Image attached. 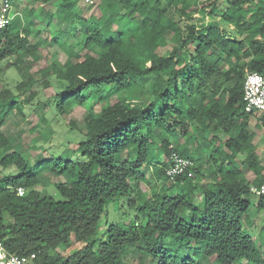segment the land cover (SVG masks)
Masks as SVG:
<instances>
[{"label":"trees","instance_id":"trees-1","mask_svg":"<svg viewBox=\"0 0 264 264\" xmlns=\"http://www.w3.org/2000/svg\"><path fill=\"white\" fill-rule=\"evenodd\" d=\"M80 1L85 2L59 0L56 6L57 19L71 24V32L81 25L83 36L60 42L65 59L57 63L53 54L49 68L60 87L54 95L59 115L73 105L86 109L79 125L83 139L75 159L47 155L31 163L0 130L3 248L26 264H128L129 247L139 249L146 264H197L199 257L212 256L215 264H264V239L253 240L246 224L253 193L243 171L260 175L263 168L252 142L256 133L248 130L255 114L245 112L242 101L246 74H264V0H226L232 11L221 18L230 32L197 26L192 18L180 25L166 14L173 7L204 20L219 11L220 0H97V11L87 18L77 8ZM47 16L51 20L52 12ZM12 20L0 29V61L23 53L36 59L41 41L31 42L30 21L18 15ZM60 33H52V42ZM167 41L171 49L160 54ZM153 73L164 85L139 105L135 79ZM93 90L102 94L99 112L92 109ZM28 103L29 97L0 88V120L13 110L21 113ZM179 127L200 141L211 135L215 149L209 158L219 162L218 175L198 183L194 169V177L185 172L169 181L166 163L160 176L169 181L167 188L136 199L142 166L172 152L189 158L187 149L174 144ZM259 127L264 128V117ZM219 129L236 134L221 144L215 137ZM39 167L62 177L54 182L61 199L37 189ZM263 181L264 176L255 186ZM121 196L129 197L128 206L137 213L128 222L108 223L99 236L105 208ZM257 196L255 207L262 210L264 194ZM67 248H72L68 254Z\"/></svg>","mask_w":264,"mask_h":264},{"label":"rangeland","instance_id":"rangeland-1","mask_svg":"<svg viewBox=\"0 0 264 264\" xmlns=\"http://www.w3.org/2000/svg\"><path fill=\"white\" fill-rule=\"evenodd\" d=\"M12 5V19L18 15L22 21L28 19L30 21L31 42L35 43L41 41L40 51L37 52V58L32 55L23 53L22 55H13L0 61V88L7 87L15 95L27 96L30 98L28 103L19 113L15 110L7 113L0 120V130L9 137L15 149L28 159L31 163L35 160L43 159L47 155L52 156H65L75 159L77 153L75 148L77 143L83 139V133L79 129V125L86 114V109L80 105H73L66 116L59 115L55 107L54 95L59 92L60 87L49 68L50 59L55 54V61L63 63L65 53L59 47L60 42L64 41L66 44L73 43L81 39L83 36V28L81 25L76 27L74 32H71V24L65 23L57 19L56 6L59 0H6ZM144 0H134L135 4H139ZM150 4H154L156 0H148ZM85 3V2H84ZM78 3V10L84 17H88L97 11V0L93 4ZM220 9L215 12L211 18L202 19L197 13L181 14L173 7L167 9L166 14L172 19L179 22L180 25L185 24L190 18L197 26L204 25L206 27L219 26L225 31L230 32L231 29L223 22L221 16L225 12H231L232 9L226 0H220ZM194 7L191 9L193 10ZM32 9L33 13L28 14V10ZM47 11L52 12V19H46ZM10 20V24L13 20ZM60 31L57 35L58 42H52V33ZM194 43L188 45V49L192 52ZM172 44L167 41L166 45L160 47L158 52L160 54H167L171 49ZM222 67H225L223 65ZM157 74L153 73L144 78L135 79L137 83V103L145 105L151 96V90L159 85H164L156 79ZM136 88V87H135ZM102 95L98 94L95 90L91 92L90 100H92V109L94 112H99L103 101L97 97ZM113 97V95H111ZM133 99V97H132ZM155 111L159 113L162 109V102H156ZM257 119L249 118V129L256 133L255 143L257 144V151L259 163L263 170L260 175H255L249 170H244L243 174L250 181L251 185L260 183L264 176V128L259 127L261 123V116H256ZM259 117V118H258ZM73 125V126H72ZM180 129V127H179ZM178 130V129H177ZM181 131V129H180ZM173 137V136H172ZM179 141L182 137H179ZM195 144H191L192 149L199 151H189V158L194 163V169L197 170L196 179L198 183L209 182L213 175L217 176V171H210L208 175H204V141L197 140ZM199 143V144H198ZM201 144V145H200ZM200 147V148H199ZM199 148V149H198ZM179 150H184L179 148ZM211 152L208 151L209 155ZM217 155L214 153V156ZM159 162H150L142 166L140 169L141 178H139L137 187L135 189L136 199L143 196H150L152 192L162 191V186L167 188L169 181L165 182L160 176L161 166L167 163V159L163 155L158 160ZM236 165H240L239 158L235 161ZM214 167L213 163H209ZM193 169V172H194ZM6 171H14L12 168H7ZM208 172V171H207ZM39 183L37 189L53 196L56 199H61L58 192L54 187V182L61 180V176H55L44 168L37 169ZM205 179V181H204ZM128 198L121 196L115 198L110 202L101 217L99 224L98 235L100 236L105 232L108 223H125L137 213L136 208L128 206ZM258 196L253 194L250 196V206L247 215V227H249V234L253 240L258 242L262 236L264 239V209L257 210L255 204L258 201ZM137 205L140 203L137 200ZM196 202H200L201 198L196 197ZM74 247V246H73ZM264 244H262V248ZM72 248H67L65 253L68 254ZM60 250V249H59ZM191 255V251L188 252ZM125 259L128 264H146L147 257H145L139 249L129 247L127 249ZM197 264H215V258L212 257H199Z\"/></svg>","mask_w":264,"mask_h":264},{"label":"built area","instance_id":"built-area-1","mask_svg":"<svg viewBox=\"0 0 264 264\" xmlns=\"http://www.w3.org/2000/svg\"><path fill=\"white\" fill-rule=\"evenodd\" d=\"M85 3L93 4L94 0H84ZM12 5L6 0H0V29L6 27L13 17ZM242 101L244 111L253 116L264 117V74L249 72L246 74L243 88ZM194 163L188 158L172 152L167 159L165 174L169 181H173L178 175L187 173L189 177H194ZM251 192L255 195L264 194V181L259 186L252 185ZM23 189H18L21 195ZM33 257V255H31ZM0 264H26L23 257L9 254L0 243Z\"/></svg>","mask_w":264,"mask_h":264},{"label":"crops","instance_id":"crops-1","mask_svg":"<svg viewBox=\"0 0 264 264\" xmlns=\"http://www.w3.org/2000/svg\"><path fill=\"white\" fill-rule=\"evenodd\" d=\"M211 18V17H210ZM223 65H225V67H222ZM221 68L222 69H226L227 68V64L224 62V63H222L221 64ZM250 118H254V119H257V117H255V116H250ZM259 118V117H258ZM248 130L249 131H253V130H250L249 129V124H248ZM236 134V130L235 129H232V130H230L229 132H224L223 130H221V129H219L216 133H215V137H216V141H218V143H223V142H225V140H227L230 136H234ZM179 137H182V140L181 141H179L178 139H179ZM255 137H256V135H255ZM255 137H254V139H253V144L255 145V151H257V144L255 143L256 141H255ZM210 138H211V135H209V136H207L206 138H204V175L206 176V175H208V173L210 172V171H217L218 172V169H219V162H214V160H211L210 158H209V155H206V154H208V151H214V149H215V145H214V143H212V140L210 141ZM198 139H196V138H193V137H189V136H187V135H185V134H183L180 130H178V133H177V137H176V139H175V142H174V144L178 147V148H183V149H187V151H197V149L195 150V149H192L191 148V144H197L196 143V141H197ZM171 141H172V139H171ZM199 144V143H198ZM201 145V144H200ZM216 145H217V143H216ZM200 148V147H199ZM198 148V149H199ZM220 150H225V148H224V145H222L221 147H220ZM198 151H201V149L200 150H198ZM258 155V154H257ZM236 161V160H235ZM213 163L214 164V167H211L210 165H209V163ZM208 171V172H207ZM213 177H214V175H213ZM204 181H205V179H204ZM206 183V182H205Z\"/></svg>","mask_w":264,"mask_h":264}]
</instances>
